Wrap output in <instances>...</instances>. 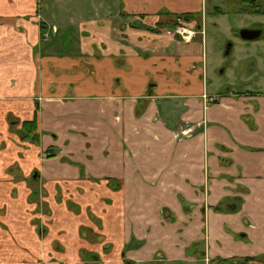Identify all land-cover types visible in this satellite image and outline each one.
Instances as JSON below:
<instances>
[{"label":"crops","instance_id":"1","mask_svg":"<svg viewBox=\"0 0 264 264\" xmlns=\"http://www.w3.org/2000/svg\"><path fill=\"white\" fill-rule=\"evenodd\" d=\"M110 2L67 7L73 14L58 24L40 0H0V171L21 150L12 139L21 141L22 121L35 118L39 143L21 141L27 168L59 193L65 187L57 204L91 187L75 191L78 202L104 198L105 222L116 229L90 238L39 233L34 221L23 255L39 258L29 264H124L123 253L136 264H196V242L210 259L264 253V89L209 87L212 35L183 41L167 28L131 26L157 27L161 11L198 12L205 0ZM42 24L51 32L43 41ZM56 24L67 28L56 34ZM73 26L80 34L74 45L69 33V46L63 36ZM186 123L195 132L179 140L174 130ZM230 198L236 206L221 207ZM57 204L54 215L67 208ZM4 259L17 261L12 252Z\"/></svg>","mask_w":264,"mask_h":264},{"label":"rangeland","instance_id":"2","mask_svg":"<svg viewBox=\"0 0 264 264\" xmlns=\"http://www.w3.org/2000/svg\"><path fill=\"white\" fill-rule=\"evenodd\" d=\"M205 1L207 5L204 10V13L206 14V35L208 39L210 35H212L216 40L213 49H211L209 44L207 46V60L214 62L213 66L216 68L214 67V70L211 64L207 65V62H205V71L208 67L209 76L206 83L209 87L214 86L215 89L220 90L216 82L213 84L214 80L211 81L212 76L216 74L217 76H220V84L231 83L229 85V89L231 90L264 89V65H261L258 61L257 66L255 67L256 71L251 73L249 70V68L253 66L252 61L257 54L263 53L264 57V45L258 41L242 40L237 34L241 28L250 24L253 25L254 22L262 19L251 13L241 12L239 9L247 3L243 4L239 0ZM101 3L111 5L110 0H40V11L43 13L49 11L48 13L54 14L55 17L52 19V16L50 17V15L48 18L61 24L64 21L63 17L65 14L68 16L73 14V11L68 10L67 7L71 9L80 7L83 8L84 11L89 12L91 7H96ZM216 5H222V8L227 12L220 17V20L222 21L220 32L214 34L213 31L217 28H215V22L213 21L217 19L213 16L212 12L215 10ZM65 10L68 12H65ZM110 10L112 9L110 8ZM58 24H56V34H59L67 28L66 26ZM225 24H227V26H224ZM48 27L47 30H44V33H47L44 38H49L51 36L50 30H48L50 27ZM230 28H232L231 32L233 31V35H229L231 33H229ZM67 30L69 31L68 33H73L71 37L73 38V44L75 45L76 39L80 34L79 28L73 26L72 29ZM44 38L42 41L45 40ZM230 38L235 39L242 50H236L230 56L228 55V57H225L224 54L226 53V48H228L227 43ZM248 53H251L254 56L247 57L246 54ZM238 56L240 58L237 67L243 70L240 72L237 71L238 68L233 66L237 63ZM220 60L221 65L219 63ZM227 62V71L221 74V71L227 66ZM246 77H248V80L246 79L247 81L242 82ZM257 80L258 83H256ZM256 84L257 86H255ZM222 88L226 89L225 87ZM9 129L11 131L13 130L11 128ZM13 141H15L14 145L17 148H21V150L17 152L16 159L7 163L8 166L6 169L0 171V264H8L4 257L5 254L10 252L13 253V258L17 260L14 264H29L33 259L36 262H39V258L35 259L36 255H34L30 249L25 250L26 254L23 255L24 248L29 242L28 237L30 232L28 231L31 229L27 228L29 225L33 224L34 221L38 223V228L34 230L39 233L45 231L44 227H47L53 231H77L80 236H85V233L87 232L90 238H96L103 233H113L116 230L115 228L108 226L105 222L106 218L104 216L108 215L109 212L104 209L109 205L106 204L107 202L104 198H100L101 203L95 202L92 196H90L91 201L87 204L78 202V194H76L75 191L83 192L85 190H90V193H92V189L89 186L75 187V191L69 195L70 200L67 201L66 204H57L59 198L67 197L65 187H62L63 190L59 193V185L56 182H51L50 180L47 181L42 178H39L38 180L37 178H34L33 174L37 169L35 167L32 170L28 169L24 162V160L27 159L25 153L27 152L26 145L21 142L22 140L19 141L13 138L12 142ZM3 149H5V147L0 148V150ZM51 195L54 196L51 203H49L47 199ZM45 201L48 202V206H45ZM54 204H57L59 208L61 205H63V207L67 205V208L60 209L61 212L58 214L56 212V215H54L53 209L55 207H52ZM110 204L112 203L110 202ZM114 240L115 239H112L109 242L111 249L109 250L108 248L109 252L112 254L118 253ZM16 248L22 249L19 257L14 254ZM50 258H52V256ZM201 263L197 262L196 264Z\"/></svg>","mask_w":264,"mask_h":264},{"label":"flooded vegetation","instance_id":"3","mask_svg":"<svg viewBox=\"0 0 264 264\" xmlns=\"http://www.w3.org/2000/svg\"><path fill=\"white\" fill-rule=\"evenodd\" d=\"M240 2H242L243 5L242 8H240L239 10L243 13H251L253 15L259 16L262 20H258L256 22L253 23V25H248L245 26L243 28H241L237 34L238 36L245 41H258L263 43L264 45V0H239ZM206 1L204 4V8L201 11H198L197 13L199 14V16H197L198 18L193 19L196 20V23L191 24V21L189 20H185L183 18H177V23L175 25L174 28L168 29L167 27H162V28H167V31L169 33H173L175 35H178V37L183 40V41H190L192 38L196 37V36H200L201 39L204 41L206 38V29H205V18H206V14L204 13V10L206 9ZM225 12H227L226 10H224L222 8V5H216L215 6V10L212 12L213 16L217 19L214 20L213 22H215V28L214 29V34L216 32H220L221 26H222V21L220 20L221 15H224ZM224 26H227V24H225ZM162 28H159L160 31ZM244 28H251V29H257L260 30V35L258 36V38L256 39H245L243 37V35L241 34V31ZM232 28H230L229 33L231 32ZM156 33V32H155ZM159 33V32H158ZM229 35H233V31L229 34ZM228 48H226L227 50L225 51L226 53L224 54L225 57H228V55L230 56L231 54H233L234 51L236 50H242L241 47L239 46V44L237 43V41L233 38L228 39V43H227ZM247 57H252L254 56L251 53L246 54ZM239 56L237 58V63L235 65H233L235 68H238L237 66L239 65ZM236 60V59H235ZM258 61L261 63V65H264V57H263V53L257 54L254 58V60L252 61V65L249 70L251 71V73H254L255 67L257 66ZM234 63V62H233ZM238 64V65H237ZM221 65V64H220ZM249 66V63H248ZM227 67H228V62H227V66L224 67V70L221 71V74L225 73L227 71ZM236 70V69H235ZM238 72L243 71L241 68L237 69ZM248 77H246L245 79L242 80V82L247 81ZM218 80H220V76H218ZM213 81V79L211 80ZM258 81V80H257ZM256 81V83H257ZM214 82V81H213ZM233 83V82H232ZM238 83V82H237ZM241 83V82H240ZM218 87L220 90H224L222 87L225 88H229V85L231 84L229 83H224V84H220L217 83ZM236 91H243V89H234ZM206 96V95H204ZM196 124H188L186 123L185 126H181L180 129L174 130V134L176 135V138L181 140L184 139L186 137L191 136L195 131V126ZM201 124H199L198 126H200ZM35 173L33 174V177L35 178V175L37 174L36 171H34ZM117 187V186H115ZM233 198L230 199H226L223 201L221 207L227 209V206H231L234 207L236 206L235 203H232ZM234 201L237 202V200L233 199ZM200 249L202 247V242H196L192 245V253H196L197 257H200L199 260L202 261H197V262H202L203 264H264V253L258 254V255H248V256H234V257H229V258H216V259H210L208 256H206V254H200L197 253V249ZM191 253V254H192ZM96 254V253H95ZM98 256V255H97ZM123 260H124V264H125V260L127 259L128 261H132L128 258L125 257V254L123 253ZM232 259H237V261L233 262ZM159 261H162V258L158 259ZM198 260V259H197ZM134 262V261H133ZM136 264V263H134ZM179 264H183V263H179Z\"/></svg>","mask_w":264,"mask_h":264},{"label":"trees","instance_id":"4","mask_svg":"<svg viewBox=\"0 0 264 264\" xmlns=\"http://www.w3.org/2000/svg\"><path fill=\"white\" fill-rule=\"evenodd\" d=\"M166 15L167 18L165 19L164 22H158L157 23V27H152L150 25L144 24V23H131L132 27H137V28H144L146 30H149L151 32H160L159 28L162 27H167L168 29L174 28L176 25V21L177 18H183L185 20H193L198 18L197 16H199V14L197 12H188V13H172L169 11H161L160 15ZM42 33H41V38H44V30H45V26L42 24ZM53 35V34H52ZM69 33H66L63 38L66 40V43L70 46L72 42L68 41L69 40ZM45 39V38H44ZM10 123H18L17 121H10ZM19 135H20V139L22 141H30L33 144H38L39 140H40V132L38 131V124L36 119H32V120H26V121H22L21 123V128L19 129ZM51 156V154H49ZM82 257L83 259H89V260H93L97 257H99V255L97 256V254L95 253H90L87 252L85 253L84 251H82ZM98 260V259H97ZM233 262L237 261V259H232ZM125 264H134L133 261H128L127 259L125 260Z\"/></svg>","mask_w":264,"mask_h":264},{"label":"water","instance_id":"5","mask_svg":"<svg viewBox=\"0 0 264 264\" xmlns=\"http://www.w3.org/2000/svg\"><path fill=\"white\" fill-rule=\"evenodd\" d=\"M241 34L243 35V37L245 39H256L258 38V36L260 35V30H257V29H251V28H244L242 31H241Z\"/></svg>","mask_w":264,"mask_h":264},{"label":"built area","instance_id":"6","mask_svg":"<svg viewBox=\"0 0 264 264\" xmlns=\"http://www.w3.org/2000/svg\"><path fill=\"white\" fill-rule=\"evenodd\" d=\"M47 33H44V36H46Z\"/></svg>","mask_w":264,"mask_h":264}]
</instances>
